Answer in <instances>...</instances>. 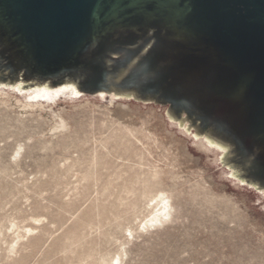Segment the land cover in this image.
Wrapping results in <instances>:
<instances>
[{"label":"rangeland","instance_id":"obj_1","mask_svg":"<svg viewBox=\"0 0 264 264\" xmlns=\"http://www.w3.org/2000/svg\"><path fill=\"white\" fill-rule=\"evenodd\" d=\"M16 85L0 83V264H264V191L236 178L225 153L201 150L208 138L166 106L115 96L156 108L192 142L184 170L158 129L155 145L140 120L114 113L111 95L35 100ZM22 96L34 111L18 106ZM160 192L172 216L146 225Z\"/></svg>","mask_w":264,"mask_h":264},{"label":"water","instance_id":"obj_2","mask_svg":"<svg viewBox=\"0 0 264 264\" xmlns=\"http://www.w3.org/2000/svg\"><path fill=\"white\" fill-rule=\"evenodd\" d=\"M0 83L166 106L264 191V0H0Z\"/></svg>","mask_w":264,"mask_h":264},{"label":"bare ground","instance_id":"obj_3","mask_svg":"<svg viewBox=\"0 0 264 264\" xmlns=\"http://www.w3.org/2000/svg\"><path fill=\"white\" fill-rule=\"evenodd\" d=\"M15 91L16 92H19L21 94H25V93H30V94L32 93V94H34L35 93V95L33 97L31 96L32 98H29V99H35V100L39 99L40 95H44V98H47L49 96H51V97L52 96H56L57 97V96H59L61 94L63 95V93L64 94L65 93H68L71 97H76V96L79 95V93L76 91V89L74 87H72V86H66V87H63V88L57 89V90H50L47 87L24 90L22 84H20V85L15 86ZM0 96H2L4 98L5 97H8V95L5 94V93L4 94H0ZM61 98H63V99H60V100H64L67 97L66 96H62ZM14 99L16 100L18 106H22L21 105V102L26 100V96H22L20 98L17 97V98H14ZM113 100H115L116 102L113 101ZM109 102H110V107L111 106L114 107V109H115L114 110V113L115 114L120 115V116H126V117H128V120L130 122H133L134 124H137L136 123L137 120H140L141 121L140 124L145 129V132L148 133L149 138L154 141L155 145H158V144L160 145L159 136H156L154 134V131H157V129H158L160 131V136H164L163 138H164L165 142H167V144H169L171 146V150L174 152V158H175V160L172 163L173 168H178V171H179V169H181V170L183 169L184 170L186 168L185 165H183L182 167H180V164H182L183 157H184V159H187L188 161L190 160L191 151H192L191 150V147H193V144H192V142L190 140H187L186 141L184 139H181V141H180L178 139V137L183 138V135L182 134H179L177 128L176 127H172L164 119V113H159L158 110L156 108H154V107H151L147 111H144L142 109L143 107H140V106L131 107V106L127 105V104H124V103L119 102V100H117V98L115 97V95H111L110 96ZM37 105H35V106H37ZM23 106L22 107H23L24 110L34 111L33 110V107H31L29 105H23ZM39 106L40 107H38L39 108L38 110L41 111V112H45L47 110L48 111H51V110L54 109V107H58L59 106V102L58 103H55L54 105H46V104L45 105H40L39 104ZM132 110H135L141 116H146V114H149L148 115L149 116V119L148 120H150L153 117L159 118V125L156 126V125H153L152 123H145L140 117L131 114L130 111H132ZM154 129H156V130H154ZM183 130L187 133V125L184 127ZM166 135H168L170 137V139H167L166 138ZM197 140H198V142H200V144H199L200 147L199 148L201 150H203V146H204L209 152L214 153V154H217L219 156L220 155H223V153L225 152L221 147L215 145V143H213L212 141H209L206 138H201V139H197ZM231 176L234 177V174H231ZM156 177H157V173H156ZM153 201L156 202L155 203V206H154L153 217L148 220V222L146 223V225L147 224L161 225L165 221H167L168 219H170L171 216H172L173 205L171 203V198H170L169 195H167L166 192H160L159 195L157 196V198L155 200H153Z\"/></svg>","mask_w":264,"mask_h":264}]
</instances>
